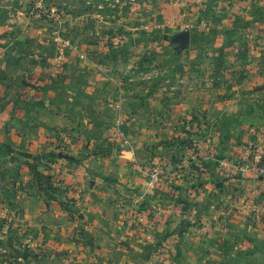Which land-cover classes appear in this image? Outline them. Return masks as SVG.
<instances>
[{"label": "rangeland", "instance_id": "374dc122", "mask_svg": "<svg viewBox=\"0 0 264 264\" xmlns=\"http://www.w3.org/2000/svg\"><path fill=\"white\" fill-rule=\"evenodd\" d=\"M202 3L201 0H20L17 14L22 16L19 18H5L0 5V20L12 21L6 32L0 33V89L4 93L6 88H12L19 94V82L25 77L33 84L31 87L44 88L42 99L36 103L44 106L43 99L52 100L55 108L49 120L50 134L55 139L52 154L66 155L68 158L63 159L69 160L94 158L85 172L89 180L112 176L113 180L117 178L122 185L126 184L130 167L125 152L142 147L135 140H194L196 128L202 131L200 137L204 139L208 130L197 125H206L204 121L216 114L190 111L196 104L204 103L206 98L199 95L204 88L220 90L221 94L215 92L207 97L212 103L232 100L235 105L239 104L238 115L229 114L228 119L239 121L246 140L258 136L264 139V0L228 1L226 4L231 9L235 6L236 11L243 13L231 17L221 15L217 21H208V4ZM186 30L191 32V44L188 49L179 50L171 37ZM236 83L243 92L252 93L225 100L227 89ZM20 94L31 95L25 96L24 107L27 113L34 111L35 93L26 88ZM124 97L127 100L124 109L121 105L122 108L112 113L110 106L121 104ZM134 102L144 108L149 106L146 108L149 111L146 116L138 112L139 124L131 126L129 105ZM66 107L75 113L77 107L83 111L79 114L82 125L79 137L70 141L63 139V129L61 132L63 120L59 112H64ZM98 110H105L101 115L111 123L99 122ZM146 117L144 123L142 119ZM225 122L227 128L232 125L231 121ZM60 139L70 145L65 148ZM159 145L153 151L156 157L162 152ZM3 155L0 164L4 162ZM45 155L43 152L37 156L44 160ZM41 163L44 168L46 162ZM164 168L149 166L143 174L145 183L136 185L133 194L126 192L128 187L125 190L118 187L120 192L115 195L113 189L106 187L108 182H103L101 195L78 193L64 200L71 207L78 201L96 200L99 196L130 201L138 207L147 199L149 204H155L159 189L167 184L171 186V172ZM155 172L160 175L154 184ZM40 173L52 179L48 171ZM138 179L140 176L135 175L134 180ZM60 183L55 182V190L60 189ZM42 184L33 189L35 198L28 202L21 197L24 202L19 200L20 206L17 204L16 208L13 204L17 198L10 194L5 203L8 211L11 209L10 214L0 209V264H130L131 258L125 253L117 252L109 257L96 253L111 242L77 237L79 233L73 224L77 221L76 210L67 207L66 213H62L49 209L45 203L51 201L44 195ZM165 202L169 207L164 212L169 216L174 211L171 204L174 200L168 198ZM32 213L34 223L28 226L26 216ZM195 216L202 217V212H196ZM62 230L65 236L61 235ZM48 231L53 233L51 242L46 237ZM165 243L169 250L165 262L176 263L173 250L178 244ZM111 244L121 250L128 246L120 240ZM195 245L196 251L207 250L205 245ZM155 261L153 258L152 263ZM182 261L208 264V253L185 256Z\"/></svg>", "mask_w": 264, "mask_h": 264}, {"label": "crops", "instance_id": "0c3cea01", "mask_svg": "<svg viewBox=\"0 0 264 264\" xmlns=\"http://www.w3.org/2000/svg\"><path fill=\"white\" fill-rule=\"evenodd\" d=\"M201 1L204 6L208 4V21L212 19L217 21L221 15L231 17L235 13L242 14L240 10L236 11L235 6L231 9L226 3L245 0ZM19 2L20 0H0L2 15L5 18L22 16L20 13L17 14ZM11 23L10 19L4 22L0 20V33L6 32V27L8 28ZM27 89L36 95L35 101L32 102L34 111L30 113H27L24 107L27 103L24 98L31 96L30 94L20 96L15 89L6 88L4 93H2L3 89H0V161L3 160L1 159L3 154L5 157L3 164H0V209L11 213V209L8 211L5 204L9 201L10 194L17 198L15 205L13 204L15 208L17 204L20 206L18 201L21 197L26 198L28 202L35 198L32 194L36 193L33 189L37 190L36 170L39 168V172L43 171L47 174L48 171L50 175H53L49 182L44 181L41 186L45 189L44 195L46 194L51 201H46V206L49 209H58L62 213L64 211L66 213L67 207L69 210L75 209L77 221H73V224L75 231L79 233L77 237L101 242L109 241L113 244L120 240L128 245L125 250H121L110 243L108 247L104 246L101 250H96V253L100 252L99 254L102 253L108 257L116 255L117 252L125 253L128 258H131L130 264H154L153 258H156L155 264H169L164 260L166 253L169 255V250L165 248L167 241L178 244L173 250L176 257V263L173 264H184L183 261L180 263L183 257L196 256V253L199 255L200 252L208 253V264H264V139L258 136L254 137V140H246L239 121L233 118L228 119L229 114L238 115L240 108L238 103L235 105L232 100L228 102L223 100L220 104L212 103L207 97L215 92L217 95L221 94L220 90L204 88L203 93L199 94L206 98L204 103L196 104L190 110L216 114L213 117L209 116L206 122L204 121L206 125L196 124L202 130H208L207 133L205 132L204 139L200 137L202 131L196 128L194 140H178V138L155 140L156 142L135 140L142 147L125 152V159L129 161L130 169H128V177L125 176L128 180L122 185L120 179L113 180L112 176L110 179L100 176L101 178L96 180H89L85 172L94 158L83 161V158L73 157L69 160L63 159L61 157L63 154L59 153V158L52 159L55 139L50 134L49 120L53 117L52 112L55 108L51 104L52 100L47 99L42 100L44 106L37 105L36 102L42 99L40 97L42 90L39 87L32 86ZM227 90L229 92L225 94L227 97L225 100L252 93L243 92L237 83L229 86ZM68 93L71 92L68 91ZM124 101H127L126 97L122 99L121 104L111 105L110 107L113 108L111 112L116 111L121 105L124 109V103H126ZM66 104L68 105V102ZM135 106H138L135 102L129 105V121H127L131 126L139 124L138 112L146 116L149 111L146 109L149 106L145 108L144 105H139L138 108ZM80 109L81 107H77L75 113L74 110L66 107L64 112H59L62 115L60 120H63L61 132L63 129L64 140L70 141L79 137L78 131L82 127L79 123V114L83 113ZM104 111H97L100 116L98 121L111 123V120L101 115L105 114ZM161 111H165L164 106ZM57 113V111L54 112L55 115ZM142 120L144 123L147 122V117ZM225 121H231L232 125L227 128ZM148 122H150L149 119ZM73 129H76L75 132L72 131ZM60 140L65 148L70 145L68 141ZM129 141L132 142V140ZM159 144L162 145V152L156 157L153 151L160 146ZM1 150L5 153L2 154ZM139 151L140 155L137 154ZM43 152L46 154L44 160L37 156ZM161 154L163 155L160 156ZM37 160L39 163H36ZM42 161L46 162L45 169L41 168ZM191 163L198 165L200 170H194ZM252 164L259 170H254L250 166ZM151 165L156 168L164 166L166 172L168 170L171 172L169 175L172 178L171 186L167 184L162 190L158 188L159 198L155 204H149L150 200L147 199L141 201L138 207L136 203L133 204L130 201L101 199L103 196H99L96 200L88 198L78 201L71 207L64 200L65 197H72L71 195L78 193L101 195L100 191L104 185L100 183L103 182H108L106 187L108 185V189H113L115 195L120 192L118 187L124 190L128 187L126 192L133 194L137 188L136 185L145 183L146 178L143 174ZM14 171L15 175L12 174ZM135 175H139L140 179L134 180ZM56 181L61 183L60 189L55 190L53 185ZM8 188H11V191H8ZM57 197L62 199L55 201ZM76 198L79 197L76 196ZM168 198L174 200L171 203L174 211L166 216L164 211L169 206L165 201ZM204 202L206 205L201 206ZM198 211L202 212L200 218L195 216ZM26 217L25 223L28 226L34 223L31 219L35 217L34 213ZM61 235L65 236L63 230ZM52 236V232H46L50 242L53 240ZM196 243L207 246V250L200 248L196 251L194 249Z\"/></svg>", "mask_w": 264, "mask_h": 264}, {"label": "water", "instance_id": "95a60500", "mask_svg": "<svg viewBox=\"0 0 264 264\" xmlns=\"http://www.w3.org/2000/svg\"><path fill=\"white\" fill-rule=\"evenodd\" d=\"M172 44H177L179 50H186L191 44V32L189 30L180 32L171 37ZM63 158H68L66 155H61Z\"/></svg>", "mask_w": 264, "mask_h": 264}, {"label": "trees", "instance_id": "16d2710c", "mask_svg": "<svg viewBox=\"0 0 264 264\" xmlns=\"http://www.w3.org/2000/svg\"><path fill=\"white\" fill-rule=\"evenodd\" d=\"M25 78H28V77H25ZM25 78H23L20 82H19V85H18V88H19V90H22V89H26V88H29V87H31V85H33V84H31L30 82H28V80L27 79H25ZM29 79H30V77H29ZM28 83V84H30V85H26V84ZM35 87H39V86H35ZM35 89V88H34ZM39 89H41V90H44V88H40L39 87ZM19 95L20 96H22L21 94H20V92H19ZM19 101V100H18ZM13 125V124H12ZM54 156V155H53ZM56 156V155H55ZM56 158H59V156L57 155L56 156ZM36 163H38V160L36 161ZM191 165H192V167H193V169L194 170H200V167L198 166V165H196V164H193V163H191ZM39 174V176L37 175V173H36V177H37V181H38V183H41L42 184V181L44 180V181H46V182H49L48 180H50L49 178H46V177H44L43 176V174L42 173H38ZM44 177V178H43Z\"/></svg>", "mask_w": 264, "mask_h": 264}, {"label": "built area", "instance_id": "2783aa9c", "mask_svg": "<svg viewBox=\"0 0 264 264\" xmlns=\"http://www.w3.org/2000/svg\"><path fill=\"white\" fill-rule=\"evenodd\" d=\"M254 170H259V168L258 167H255V165L254 164H252V165H250ZM160 173H161V171H160ZM159 175L160 174H158V172H155V174H153L152 175V178H153V183L155 184V183H158V181H159Z\"/></svg>", "mask_w": 264, "mask_h": 264}]
</instances>
